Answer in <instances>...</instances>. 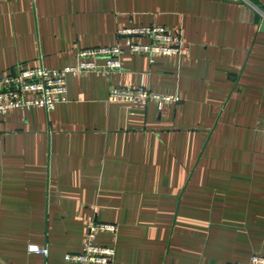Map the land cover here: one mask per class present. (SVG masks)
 <instances>
[{"label": "crops", "instance_id": "1", "mask_svg": "<svg viewBox=\"0 0 264 264\" xmlns=\"http://www.w3.org/2000/svg\"><path fill=\"white\" fill-rule=\"evenodd\" d=\"M263 23L264 0H0V74L124 50L120 72L68 75L53 110L0 115V262L75 264L91 221L117 227L94 240L111 264L264 257ZM153 25L182 54L150 63L117 36ZM114 86L178 101H109Z\"/></svg>", "mask_w": 264, "mask_h": 264}, {"label": "built area", "instance_id": "2", "mask_svg": "<svg viewBox=\"0 0 264 264\" xmlns=\"http://www.w3.org/2000/svg\"><path fill=\"white\" fill-rule=\"evenodd\" d=\"M117 36L124 40L129 52L144 55L150 63L155 57L177 56L182 54L183 40L180 33L171 34L162 26L125 28L117 31ZM132 38H146L148 43H136ZM124 50L120 44L113 46L93 47L77 51V63L62 69H48L39 65L33 68H17L8 74H0V115L8 110L43 108L49 112L56 104L66 100V77L83 73L109 75L122 70L121 56ZM109 101L139 102L146 104L155 101H178L174 95L152 92L144 87H111ZM114 224L91 221L87 227V240L81 252L68 253L65 260L75 264H111L115 255L113 247L95 244L96 235L100 232L115 233ZM30 252L46 255L45 248L29 247ZM247 264H264V257L251 256Z\"/></svg>", "mask_w": 264, "mask_h": 264}, {"label": "water", "instance_id": "3", "mask_svg": "<svg viewBox=\"0 0 264 264\" xmlns=\"http://www.w3.org/2000/svg\"><path fill=\"white\" fill-rule=\"evenodd\" d=\"M263 26H264V23H263ZM0 264H2V263L0 262Z\"/></svg>", "mask_w": 264, "mask_h": 264}]
</instances>
